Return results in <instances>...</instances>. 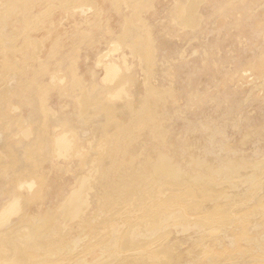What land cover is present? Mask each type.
<instances>
[{
  "label": "rangeland",
  "instance_id": "374dc122",
  "mask_svg": "<svg viewBox=\"0 0 264 264\" xmlns=\"http://www.w3.org/2000/svg\"><path fill=\"white\" fill-rule=\"evenodd\" d=\"M0 264H264V0H0Z\"/></svg>",
  "mask_w": 264,
  "mask_h": 264
},
{
  "label": "bare ground",
  "instance_id": "6f19581e",
  "mask_svg": "<svg viewBox=\"0 0 264 264\" xmlns=\"http://www.w3.org/2000/svg\"><path fill=\"white\" fill-rule=\"evenodd\" d=\"M192 73H193V71H192ZM247 122H248V120L245 119V124H247ZM257 125L258 126L255 127V131L257 134L260 135L263 132V126L260 125V123H257ZM156 171L161 173V174H168L172 177L174 176V172L168 163L156 167ZM83 196H84V190L82 188H80V190L77 191V193L70 199V201L67 204V206L65 207V211H64L66 219H70L78 213L79 207L81 205L80 203L83 200ZM11 206H12V210L16 209V206H14V205H11ZM46 220H52L51 215H47ZM254 230L256 231V233L259 232L258 231L259 227L255 228ZM32 232H33V230H31V233ZM125 243H126V241H123L122 245Z\"/></svg>",
  "mask_w": 264,
  "mask_h": 264
}]
</instances>
